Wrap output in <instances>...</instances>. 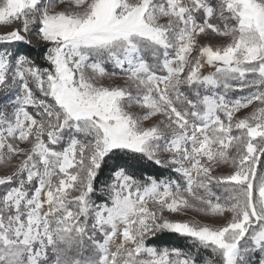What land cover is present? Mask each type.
Wrapping results in <instances>:
<instances>
[{
	"label": "snow or ice",
	"instance_id": "obj_1",
	"mask_svg": "<svg viewBox=\"0 0 264 264\" xmlns=\"http://www.w3.org/2000/svg\"><path fill=\"white\" fill-rule=\"evenodd\" d=\"M0 264H264V0H0Z\"/></svg>",
	"mask_w": 264,
	"mask_h": 264
},
{
	"label": "trees",
	"instance_id": "obj_2",
	"mask_svg": "<svg viewBox=\"0 0 264 264\" xmlns=\"http://www.w3.org/2000/svg\"><path fill=\"white\" fill-rule=\"evenodd\" d=\"M164 243L170 244V245H176V246H184L186 242L183 240H178V239H171V240L166 239Z\"/></svg>",
	"mask_w": 264,
	"mask_h": 264
}]
</instances>
